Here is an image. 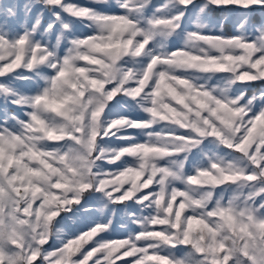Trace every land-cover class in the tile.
I'll return each instance as SVG.
<instances>
[{
  "label": "snow or ice",
  "instance_id": "1",
  "mask_svg": "<svg viewBox=\"0 0 264 264\" xmlns=\"http://www.w3.org/2000/svg\"><path fill=\"white\" fill-rule=\"evenodd\" d=\"M0 264H264V0H0Z\"/></svg>",
  "mask_w": 264,
  "mask_h": 264
},
{
  "label": "rangeland",
  "instance_id": "2",
  "mask_svg": "<svg viewBox=\"0 0 264 264\" xmlns=\"http://www.w3.org/2000/svg\"><path fill=\"white\" fill-rule=\"evenodd\" d=\"M81 2H82V1H81ZM259 20H260V17L257 16L254 22H259Z\"/></svg>",
  "mask_w": 264,
  "mask_h": 264
},
{
  "label": "trees",
  "instance_id": "3",
  "mask_svg": "<svg viewBox=\"0 0 264 264\" xmlns=\"http://www.w3.org/2000/svg\"><path fill=\"white\" fill-rule=\"evenodd\" d=\"M82 2H84V0H81ZM21 2H23V0H21Z\"/></svg>",
  "mask_w": 264,
  "mask_h": 264
}]
</instances>
